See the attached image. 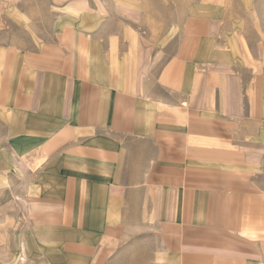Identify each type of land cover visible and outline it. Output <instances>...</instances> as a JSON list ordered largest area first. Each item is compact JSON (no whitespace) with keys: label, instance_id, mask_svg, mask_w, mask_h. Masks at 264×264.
Listing matches in <instances>:
<instances>
[{"label":"crops","instance_id":"crops-1","mask_svg":"<svg viewBox=\"0 0 264 264\" xmlns=\"http://www.w3.org/2000/svg\"><path fill=\"white\" fill-rule=\"evenodd\" d=\"M198 23L162 61L72 21L0 29V221L24 264H264V80Z\"/></svg>","mask_w":264,"mask_h":264},{"label":"rangeland","instance_id":"rangeland-1","mask_svg":"<svg viewBox=\"0 0 264 264\" xmlns=\"http://www.w3.org/2000/svg\"><path fill=\"white\" fill-rule=\"evenodd\" d=\"M60 20L74 22L96 47L112 44L126 55L154 49L158 61L191 24L210 22L234 38L246 78L264 80V0H0V29L17 43L48 38ZM8 223L0 221V264H24L23 249L14 247L20 234L3 230Z\"/></svg>","mask_w":264,"mask_h":264}]
</instances>
